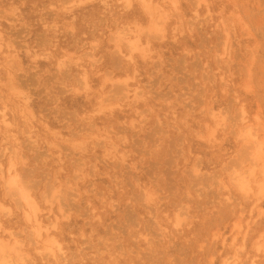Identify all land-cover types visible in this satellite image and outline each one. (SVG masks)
Here are the masks:
<instances>
[{"label":"rangeland","instance_id":"1","mask_svg":"<svg viewBox=\"0 0 264 264\" xmlns=\"http://www.w3.org/2000/svg\"><path fill=\"white\" fill-rule=\"evenodd\" d=\"M144 1L0 0L15 264H264V0Z\"/></svg>","mask_w":264,"mask_h":264},{"label":"bare ground","instance_id":"2","mask_svg":"<svg viewBox=\"0 0 264 264\" xmlns=\"http://www.w3.org/2000/svg\"><path fill=\"white\" fill-rule=\"evenodd\" d=\"M126 3H130V0H124ZM144 0H142L143 2ZM145 4H146V1H144ZM149 4V3H147ZM146 4V5H147ZM140 31V29L138 30ZM131 45V44H130ZM136 46L135 44L132 43L131 45V49H135ZM127 56L130 58L131 57V54H127ZM220 112V110H219ZM220 114V113H219ZM218 114V115H219ZM221 116V115H220ZM222 119V118H221ZM244 139L252 134H250L249 131H244L242 134H241ZM249 138V137H248ZM261 147V146H260ZM256 149V148H254ZM253 152V150H252ZM258 151L257 149L253 152V157L255 160L257 159H261L260 155H258ZM263 163V161H261ZM264 166V164L262 165ZM1 167V166H0ZM11 169H13V163L12 162H9V167H8V170L10 171ZM249 169V168H248ZM249 173L248 174H244L243 172L242 173H237L236 176H234V181L238 187V189H240L241 191L243 192H248L250 187H249V176L248 175H251L253 173V169L250 168L249 169ZM262 170V179L261 181L257 182V186H258V191L259 192H262L264 190V167L261 169ZM234 171V170H233ZM243 171V170H242ZM238 172V171H237ZM248 172V171H247ZM235 173V172H233ZM261 175V174H260ZM253 179V178H252ZM5 185H6V188L8 190H12L15 188L16 186V180H15V177L14 176H10L8 177V179L5 180ZM23 201H25V204L27 205V207L32 211L31 215L28 213V212H25L26 213V217L27 219H33V222L35 224H33V229L32 231L34 232L35 236L37 238H40L41 235H42V231L44 230L45 232L48 230L47 227H42L41 225V221L36 219V210H37V207L36 205L34 204L33 201H31L30 199H28V197H23ZM3 208L0 204V209ZM178 216V214H177ZM178 220V219H177ZM180 222V221H179ZM179 222H177V224H179ZM49 240H46L45 242H47ZM51 242H53V238L50 239ZM49 241V242H50ZM9 243L6 241V240H3L2 238H0V264H15L16 262L12 260V256H11V252L15 251V247L13 245H8ZM262 245L257 243V249L260 250V248H263L264 247H261ZM45 251L48 252V253H51L52 251V248L49 246V245H46L45 247ZM15 258V257H14ZM15 260V259H14ZM238 260L236 259L235 257V254L231 257H228L225 259V263H229L231 262L232 264H237ZM19 263H20V260H19Z\"/></svg>","mask_w":264,"mask_h":264}]
</instances>
